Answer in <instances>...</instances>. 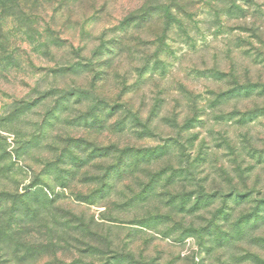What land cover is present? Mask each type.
Segmentation results:
<instances>
[{
  "label": "rangeland",
  "instance_id": "obj_1",
  "mask_svg": "<svg viewBox=\"0 0 264 264\" xmlns=\"http://www.w3.org/2000/svg\"><path fill=\"white\" fill-rule=\"evenodd\" d=\"M249 1L0 0V264H264Z\"/></svg>",
  "mask_w": 264,
  "mask_h": 264
},
{
  "label": "trees",
  "instance_id": "obj_2",
  "mask_svg": "<svg viewBox=\"0 0 264 264\" xmlns=\"http://www.w3.org/2000/svg\"><path fill=\"white\" fill-rule=\"evenodd\" d=\"M201 1L207 5H209L210 8L213 9L215 8L217 10V4L222 3L223 7L225 10H223V12H226L228 15H232L235 14L236 18L237 17H241L242 20L246 21V19L248 18L249 21L251 23H254V11H250L251 10V4L249 0H198ZM197 3V0H169V7L166 8L165 10V14H164V24H180V21H182V19L179 17V14H184L185 16L192 18V14H193V9H194V5ZM220 15H222V13H220ZM264 19V17H263ZM245 23V22H244ZM257 29V28H256ZM259 31L258 29L254 31ZM261 36V39H258L259 43L263 42L264 39V33L261 32H255V36ZM264 46V44H263ZM232 68V67H231ZM229 77H230V81L231 83H236L239 80V74H237L236 72L234 73L233 71L229 73ZM264 83V82H262ZM249 85L250 83L244 85L242 88H244V91L249 90ZM255 86V85H253ZM256 89H259V91H264V84H256ZM136 118V120L141 123V120L139 119V117L137 115L134 116ZM181 131V130H180ZM98 147H102V146H97V145H93L92 148V152L93 153H100L98 151L100 148ZM115 148V146L113 144H108L107 146H104L103 151L107 154V156L109 154H111L112 150ZM100 155V154H99ZM105 156V155H104ZM123 156V154H121V152L118 154V158L117 161L120 162L121 161V157ZM134 161H137V156L134 158ZM70 177L73 176V170L70 168L69 169V174Z\"/></svg>",
  "mask_w": 264,
  "mask_h": 264
}]
</instances>
